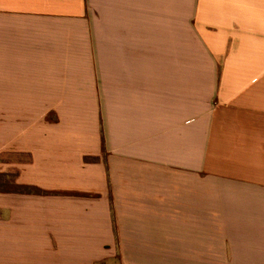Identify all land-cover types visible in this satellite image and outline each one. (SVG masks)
<instances>
[{
    "label": "crops",
    "instance_id": "0c3cea01",
    "mask_svg": "<svg viewBox=\"0 0 264 264\" xmlns=\"http://www.w3.org/2000/svg\"><path fill=\"white\" fill-rule=\"evenodd\" d=\"M0 157L40 190L0 194V264H193L210 213L256 250L264 0H0Z\"/></svg>",
    "mask_w": 264,
    "mask_h": 264
},
{
    "label": "rangeland",
    "instance_id": "374dc122",
    "mask_svg": "<svg viewBox=\"0 0 264 264\" xmlns=\"http://www.w3.org/2000/svg\"><path fill=\"white\" fill-rule=\"evenodd\" d=\"M162 48L165 45H160ZM1 158V157H0ZM7 159V156H6ZM10 190L17 192H40V190L35 189L30 186H11L10 185V176L8 171L0 172V194L8 193ZM1 197V196H0ZM7 210V208H1L0 212ZM209 219V232L208 235V243L204 244L205 237H202V245L200 243L194 244L190 243L188 250L182 252H176L172 256V254H168L166 258L168 259H180V258H188L191 260L193 264H244L245 260L248 256L255 255H264V252L257 248L254 243H261L262 249L264 250V236H253L251 237L254 242L252 243V247H254L253 251H239L237 248L240 247L238 244L239 239H241V243H247L248 237H235L233 235L227 234V232H231L232 228L217 229V225L220 223L221 225H232L234 223L233 220H218L216 215L210 213ZM218 232H225V234H219ZM200 237H198L199 239ZM247 246V244H246ZM237 249V250H235ZM170 255V256H169Z\"/></svg>",
    "mask_w": 264,
    "mask_h": 264
}]
</instances>
